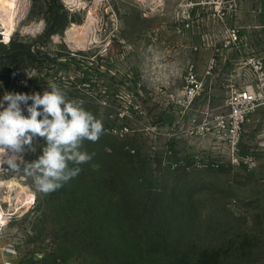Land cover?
Segmentation results:
<instances>
[{
    "label": "rangeland",
    "instance_id": "374dc122",
    "mask_svg": "<svg viewBox=\"0 0 264 264\" xmlns=\"http://www.w3.org/2000/svg\"><path fill=\"white\" fill-rule=\"evenodd\" d=\"M2 19L0 98L54 83L104 132L83 143L92 160L47 194L25 171L42 138L3 157L17 167L0 165V264L7 243L13 264H264V111L242 129L250 164L214 135L187 136L188 118L224 111L232 85L253 84L244 65L264 58V0H18L11 33ZM201 51L198 72L214 59L216 78H204L194 112L175 101ZM125 124L130 133L114 132Z\"/></svg>",
    "mask_w": 264,
    "mask_h": 264
},
{
    "label": "clouds",
    "instance_id": "9594fccd",
    "mask_svg": "<svg viewBox=\"0 0 264 264\" xmlns=\"http://www.w3.org/2000/svg\"><path fill=\"white\" fill-rule=\"evenodd\" d=\"M103 132L102 121L80 103L68 100L54 83L42 94L5 91L0 98V165L6 162L11 168L17 167L15 159L3 157L9 152H22L23 145H31L36 137L42 138L45 146L41 154L26 162L25 171L45 194L80 173L79 165L94 156L81 150L84 141L96 142Z\"/></svg>",
    "mask_w": 264,
    "mask_h": 264
},
{
    "label": "built area",
    "instance_id": "2783aa9c",
    "mask_svg": "<svg viewBox=\"0 0 264 264\" xmlns=\"http://www.w3.org/2000/svg\"><path fill=\"white\" fill-rule=\"evenodd\" d=\"M231 40L237 39V32L233 31L230 35ZM245 65L249 66L245 72V79L251 80L253 84L242 85L237 87L232 85L226 102L224 111L215 113L212 117H207L201 114H194L188 118L187 136L203 139L207 136L214 135L219 142L225 141L226 149L229 152L232 162L239 164L240 161L245 164L252 163L254 158L251 155L240 157V144L242 140V129L250 120V117L262 109L264 111V58L250 57L245 60ZM214 59H211L204 75H201L193 65H190L184 78V86L178 93L175 103L187 107V110L198 111L196 102L201 99L204 91V78L210 77L213 74L215 65ZM130 104L139 110L140 106ZM126 115L120 113L121 118L133 119L132 113ZM130 125L125 124L114 129V132L125 136L130 133ZM218 142V143H219ZM172 154V151H169ZM2 263L13 264V259L16 257V247L7 243L1 248Z\"/></svg>",
    "mask_w": 264,
    "mask_h": 264
},
{
    "label": "bare ground",
    "instance_id": "6f19581e",
    "mask_svg": "<svg viewBox=\"0 0 264 264\" xmlns=\"http://www.w3.org/2000/svg\"><path fill=\"white\" fill-rule=\"evenodd\" d=\"M17 4H18V0H0V11H5V13L8 17L7 20L2 19V23L4 24V26L6 28L7 34L11 33L15 28L12 19H13V16L15 14V9L17 7ZM21 192L23 194L25 193V189L23 188V186L21 188ZM25 210H27V209H25ZM7 219L8 218L5 216V212L3 211V209L0 208V224L5 225L7 223Z\"/></svg>",
    "mask_w": 264,
    "mask_h": 264
},
{
    "label": "crops",
    "instance_id": "0c3cea01",
    "mask_svg": "<svg viewBox=\"0 0 264 264\" xmlns=\"http://www.w3.org/2000/svg\"><path fill=\"white\" fill-rule=\"evenodd\" d=\"M211 51H213V48H211L210 49ZM203 51V50H202ZM201 51V53H200V57H199V60H197V61H194V65L196 66H194L195 68H196V70L198 71V65H199V63H201V61L203 60L202 59V57H203V52ZM187 61L190 63V62H192V59L190 58V57H187ZM204 73H205V71L204 72H200V74L201 75H204ZM215 73V72H214ZM214 73L212 74V76H210V77H206V79H210V78H213V81H215V78H216V74L214 75ZM203 100L204 99H200V100H198L197 102H196V108L198 109V111H200L201 109H202V107H203Z\"/></svg>",
    "mask_w": 264,
    "mask_h": 264
},
{
    "label": "trees",
    "instance_id": "16d2710c",
    "mask_svg": "<svg viewBox=\"0 0 264 264\" xmlns=\"http://www.w3.org/2000/svg\"><path fill=\"white\" fill-rule=\"evenodd\" d=\"M65 10V9H64ZM64 14L66 15L67 14V11L64 12ZM57 25H50V24H47V28H46V31H45V35L49 36V35H52L54 33L57 32ZM29 52L31 53L32 52V49L30 48L29 49ZM32 54V53H31Z\"/></svg>",
    "mask_w": 264,
    "mask_h": 264
}]
</instances>
